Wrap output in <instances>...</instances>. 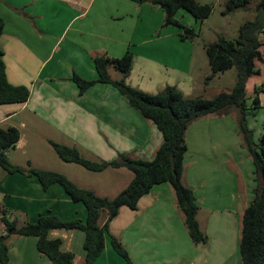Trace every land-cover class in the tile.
<instances>
[{"label":"crops","instance_id":"crops-1","mask_svg":"<svg viewBox=\"0 0 264 264\" xmlns=\"http://www.w3.org/2000/svg\"><path fill=\"white\" fill-rule=\"evenodd\" d=\"M259 1L251 0L239 10L250 14V20L243 23L259 15ZM180 11L176 18L183 20L185 14ZM236 12L221 15L227 20ZM0 17L4 21L0 48L6 79L30 92L24 104L0 106V128L13 127L20 134L16 146L6 152L13 166L60 173L77 187L111 200L131 182V172L108 168L93 173L61 161H54L53 167L42 161L39 166L34 163L42 151L39 144L75 148L90 161L111 162L119 154L153 160L162 143L161 133L112 85L97 83L79 94L72 77L95 80V57L121 58L129 51L132 69L125 79L129 87L157 94L166 86L178 89L180 83H172L173 77H178L187 81L185 91L178 89L188 94L186 98L207 99L204 90L209 83L205 79L211 71L205 50L198 53L202 56L194 65L193 41L178 40L179 31L174 27L162 28L164 12L158 6L132 0H0ZM258 40L261 60L255 62L256 73L245 87L247 93L251 85L252 95L246 94L249 107L254 91L264 85V32ZM176 51L182 55L179 62ZM108 74L112 81L122 79V74L111 68ZM258 100L259 109L247 117L256 142L264 134V92H259ZM185 143L181 182L194 194L196 219L207 237L206 244L191 241L173 189L164 183L153 186L135 210L119 209L108 223L104 249L95 264H126L112 249L110 237L120 241L132 264H241V220L253 199L256 181L238 135L235 110L196 121L188 128ZM2 211L19 225L34 223L41 215L82 222L87 215L84 205L73 202L60 186L44 190L34 177L0 169ZM104 222L102 217L100 226ZM0 233H4L1 222ZM48 238L61 241V251L73 256L72 264H84L82 231L53 230ZM36 242L35 237L11 238L7 264H51L37 251Z\"/></svg>","mask_w":264,"mask_h":264},{"label":"trees","instance_id":"trees-1","mask_svg":"<svg viewBox=\"0 0 264 264\" xmlns=\"http://www.w3.org/2000/svg\"><path fill=\"white\" fill-rule=\"evenodd\" d=\"M138 4L149 3L160 7L164 12L162 28L174 27L181 41L192 42L198 36L192 28L182 25L177 19L178 11L183 10L197 22H203L212 13L209 5L197 4L194 0H132ZM251 0H226L222 15L244 10ZM260 11L254 21L243 23L233 40L218 37L216 41L204 47L211 75L232 68L236 70V79L230 91H221L212 99L201 97L186 98L173 86H166L154 95L143 93L125 83L132 69V54L127 51L121 58L98 56L93 59L97 78L87 81L76 75L72 81L82 95L89 87L97 83L112 85L129 106L134 108L146 120L151 121L162 135V143L156 150L153 160L144 161L119 154L114 161H90L84 159L75 148L50 143L58 158L65 163L79 165L93 173L108 168H124L132 173L128 186L113 199L101 198L91 190L82 189L73 184L62 174L34 168L27 170L13 166L7 159L6 152L13 149L19 141V131L13 127L0 128V169L7 174L21 173L34 177L46 190L51 185H58L73 202L84 205L87 215L84 222L79 220L62 221L55 215H41L34 223L19 225L6 217V211L0 213V222L4 233H0V264L8 262V241L13 237H35L37 251L46 256L51 264H72L73 256L61 251L59 239H49L53 230H80L84 233V264H95L104 249L108 223L114 219L120 208L135 210L138 201L149 193L155 185L167 183L174 192L178 209L184 217V225L189 238L195 245H204L207 237L200 230L196 214L198 207L193 192L181 182L184 155L187 147L185 135L193 123L207 117H221L235 110L236 125L242 147L247 151L254 168L256 188L253 199L244 210L241 220L238 252L241 264H264V134L254 141L253 132L248 128L247 117L259 109V92H264V85L256 89L252 104L247 105L246 82L256 73L255 62L261 60L258 35L264 32V0L258 3ZM4 21L0 17V37ZM4 53L0 48V106L24 104L29 98V90L24 86H12L8 83L3 61ZM122 74V79L112 81L108 70ZM104 217L105 222H99ZM114 252L126 264H132L125 248L119 240L110 237Z\"/></svg>","mask_w":264,"mask_h":264},{"label":"rangeland","instance_id":"rangeland-1","mask_svg":"<svg viewBox=\"0 0 264 264\" xmlns=\"http://www.w3.org/2000/svg\"><path fill=\"white\" fill-rule=\"evenodd\" d=\"M194 1L200 5L211 6L212 7L211 15L206 20H204L202 23H199V22H196L193 19V17L190 16L188 13L181 10L180 12H183V14H185L184 19L182 20V18H179V17H177L176 19L185 27L190 28V29L192 28L196 33H198L197 38L193 40L192 42L193 47H194L193 64L197 65L199 62L200 56H202L201 54L199 55L198 53L202 52L206 45L216 41L217 38L220 36L224 37L227 40H233L234 38H236L239 25H241L245 19L250 20V18H248L250 14L247 12L243 13L242 11H238L236 13L229 15V18L227 17V20H226L224 16L221 15V12L224 9V0H194ZM168 28H173V27H168ZM176 36H177V39L179 40L178 34H176ZM203 54L205 55L204 51H203ZM175 56L177 57L178 62H179L180 60L179 58L182 57L179 51L175 52ZM177 75L179 74L177 73ZM235 79H236L235 68H232L226 71L223 75L218 74L217 76H215L214 79L212 78L210 81H208L209 84L207 86V90H204L205 97H207V99H212L221 91H230L235 84ZM172 83H174V85H177L178 83H180L178 89L180 91L181 90L185 91L186 89L185 84H187V81L179 80L178 77H173ZM258 85L259 84H256V86ZM155 93H158V92H155ZM246 94L248 97L252 95L250 84H249ZM186 95L188 94H186L185 92L183 96L187 97ZM40 148L42 149L41 154H39L34 159V163L36 165L41 166L42 161H44L46 163H49L46 166L53 167L54 161L55 162L61 161L52 148L47 147L46 145L39 144V149ZM73 166L74 168H78L79 170L84 169V168L82 169V167H80L79 165H73Z\"/></svg>","mask_w":264,"mask_h":264},{"label":"water","instance_id":"water-1","mask_svg":"<svg viewBox=\"0 0 264 264\" xmlns=\"http://www.w3.org/2000/svg\"><path fill=\"white\" fill-rule=\"evenodd\" d=\"M262 16H263V20H264V9H263V14H262Z\"/></svg>","mask_w":264,"mask_h":264}]
</instances>
